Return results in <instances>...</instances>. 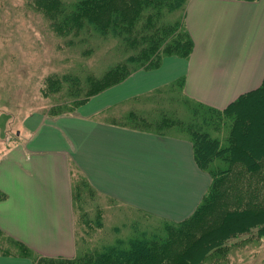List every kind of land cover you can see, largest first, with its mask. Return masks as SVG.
I'll return each mask as SVG.
<instances>
[{
  "label": "crops",
  "instance_id": "crops-1",
  "mask_svg": "<svg viewBox=\"0 0 264 264\" xmlns=\"http://www.w3.org/2000/svg\"><path fill=\"white\" fill-rule=\"evenodd\" d=\"M189 57L169 56L100 93L82 115L33 118L0 159V230L46 256L76 254L72 181L85 174L104 195L161 218L182 220L201 203L212 177L187 138L121 126L100 113L132 96L185 78L192 98L225 108L264 79V0H188ZM109 113V112H108ZM0 264H33L0 254Z\"/></svg>",
  "mask_w": 264,
  "mask_h": 264
},
{
  "label": "rangeland",
  "instance_id": "rangeland-1",
  "mask_svg": "<svg viewBox=\"0 0 264 264\" xmlns=\"http://www.w3.org/2000/svg\"><path fill=\"white\" fill-rule=\"evenodd\" d=\"M62 1L71 3L77 0H0V159L12 145L20 141L33 118L53 120L66 114L82 115L83 106L92 98L126 80L89 97L90 91H79L78 86L68 88L71 84L68 81H62L60 86H52L49 81L51 75H98L106 71L110 62L123 54L137 53L141 46V43L129 44L125 40V37L130 36V31L122 27H126L128 21L113 26L114 34L96 33L87 41L83 40V34L65 39L62 35L64 31L54 24L51 16L54 3L61 4ZM158 10L161 12L158 13ZM149 11L153 15L155 13L154 19L169 23L181 13L170 12L166 5L156 6L152 2L145 7L143 14ZM143 14L140 15V21L146 24ZM153 25L144 29L147 32L153 31ZM125 43L127 45L124 46ZM184 96L178 81H174L127 98L111 110L98 114L96 118L123 126L130 125L126 115L132 111L151 120H158L167 112L172 117L170 124L159 125L166 133L179 137L191 136L185 125L192 123L200 137L212 143L210 166L226 162L234 146L228 126L232 125L235 108L225 116H216L214 119L198 113L195 121L194 107L192 103L187 104L183 100ZM257 99L242 104V107L248 109V119L243 123L245 133L249 124H252L250 130L260 133L257 122L262 116L254 107L259 105ZM132 120L142 122L139 118ZM80 175L76 171L75 181L80 179ZM103 197L106 198L102 202L106 211L100 220L90 216L85 218L83 226V214L80 209H75L76 254L65 258H75L85 247L94 246L100 241L112 243L115 239H123L126 242L127 235L131 237L142 232L146 235L148 226L160 224L166 219L156 214L149 215L115 198ZM82 204L90 207L94 203L85 196ZM234 208H250L254 211L264 209V170L249 173L240 165L236 166L222 179L219 196L213 206L201 211L190 228L180 233L170 232L166 242L169 244L159 258L149 264L174 263L190 242L203 231L217 225ZM140 214L143 218H149H137ZM133 219L134 223H131ZM188 259L191 262L188 260L186 264H264V217L231 219L221 232L196 246Z\"/></svg>",
  "mask_w": 264,
  "mask_h": 264
},
{
  "label": "trees",
  "instance_id": "trees-1",
  "mask_svg": "<svg viewBox=\"0 0 264 264\" xmlns=\"http://www.w3.org/2000/svg\"><path fill=\"white\" fill-rule=\"evenodd\" d=\"M151 2L155 3L156 6L166 5L167 10L170 12L181 11L182 14L180 13V15L173 18L171 23L156 20L154 19L155 13L153 15L149 11L145 15L143 14L145 7ZM187 2L188 0H77L71 3L63 1L61 4L54 3L51 15L52 21L60 27L62 32L64 31L62 35H64L65 39L78 37L83 34L85 36L83 40L87 41L96 33L101 35L106 33L114 34L113 26L122 25L123 22L128 21V25L122 27V29L130 31V36L125 37V40L129 44L141 43V46L137 49V53L133 55L123 54L119 59L110 62L104 73L91 74L89 76H82L81 74H72L73 76L71 74H53L49 78L50 84L56 87L62 81H68L71 83L68 88L78 86L79 91L84 93L90 91V97L98 91L102 92L104 89L127 79L136 71L158 68L167 56L189 57L194 49V40L186 23L185 9ZM160 10H158V13L161 12ZM142 14L146 18V24L145 21H140V15ZM152 22L154 23L153 31L147 32L144 28L150 26V24L152 25ZM125 45L127 44L125 43ZM131 60H134V62H130ZM176 81H178L180 90L185 95V98L182 97L183 100L187 104L192 103L194 107L195 121L198 113L209 115L208 119H214L216 116H225L234 108L236 110V114L231 118L232 125L228 126L234 143L232 154L227 158L226 162H218L212 167L210 166L212 163V143L201 138L192 123L185 125L187 133L191 134V136L182 138H187L192 142L194 157L198 167L212 177L211 185L203 196L201 203L189 217L181 221H173L166 218L160 224L148 226L149 230L146 235L145 232L136 233L135 236L131 237L127 235L125 237L126 242H123V239H115L112 243L100 241L94 246L85 247L75 258L37 254L24 242L0 230V254L25 256L31 258L35 264H149L152 260L159 258L158 256L169 244V242H166L169 240L168 235L170 232L180 233L186 228H190L201 211L206 207L213 206L219 196V185L222 179L228 176L236 166L240 165L249 173L264 170V79L259 87L241 94L236 100L222 109L210 106L189 96L184 90L185 78H180ZM85 98L88 99L87 97ZM256 98H259L257 99L259 105L254 107H257V110L261 113L260 116H262V119L257 122L260 133L250 130L252 124H249L248 127L246 126L245 133V125L243 123L248 119V109L242 107V104ZM162 116L158 120H151L140 113L132 111L126 115L130 125L123 126L163 136H174L166 133L163 127L159 126L170 124L172 117L167 112H164ZM136 118L142 119V122L132 120ZM202 120H204V117ZM75 176L76 172L72 181L74 212L75 209L81 210L84 226V223H86L85 218H90V216L100 220L106 211L104 204H102L106 198L103 197L104 194L91 183L85 174L81 173L78 181H75ZM4 196L5 194L0 192V197ZM85 196L92 200L93 206L86 207L82 204ZM145 213L153 215L149 212ZM136 217L140 219L149 218L145 216L143 218L141 214ZM246 217L263 218L264 209L254 211L250 208H234L229 210L217 225L203 231L190 242L183 249L179 258L172 264H186L188 260L190 261L188 256L196 246L221 232L231 219L237 218L240 220ZM131 223H134V219L131 220ZM137 236H141V238ZM151 243L152 245H150Z\"/></svg>",
  "mask_w": 264,
  "mask_h": 264
}]
</instances>
